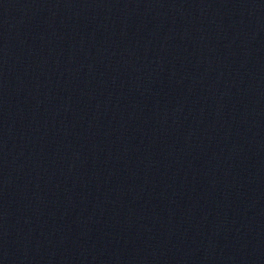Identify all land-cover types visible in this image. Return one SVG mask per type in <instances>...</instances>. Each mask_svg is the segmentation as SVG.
<instances>
[{
  "label": "water",
  "instance_id": "95a60500",
  "mask_svg": "<svg viewBox=\"0 0 264 264\" xmlns=\"http://www.w3.org/2000/svg\"><path fill=\"white\" fill-rule=\"evenodd\" d=\"M0 264H264V0H0Z\"/></svg>",
  "mask_w": 264,
  "mask_h": 264
}]
</instances>
